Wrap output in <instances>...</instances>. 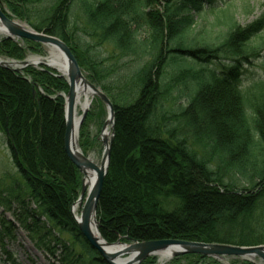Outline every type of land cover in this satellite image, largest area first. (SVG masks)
<instances>
[{
  "label": "trees",
  "instance_id": "16d2710c",
  "mask_svg": "<svg viewBox=\"0 0 264 264\" xmlns=\"http://www.w3.org/2000/svg\"><path fill=\"white\" fill-rule=\"evenodd\" d=\"M219 1L228 4L0 0L12 18L63 41L113 106L114 136L96 209L98 231L107 243L264 244V83L253 85L254 93L240 88L241 60L255 54L247 43L264 29V14L243 29L217 9ZM205 9L219 10L216 22L227 23L219 44L200 42L193 34V16ZM105 46L108 57L100 52ZM42 48L0 39V56L17 61L27 53L42 54ZM67 92L66 80L43 66L19 72L0 67V132L37 216L49 225L25 214L15 218L49 255L60 250V264H107L70 213L82 176L64 151ZM93 102L102 106L96 98ZM89 117L87 112L85 120ZM84 125L78 141L83 151ZM14 199L25 203L22 194ZM0 204L9 201L0 197ZM0 223V241L12 238L10 227ZM54 231L64 233L71 246ZM7 255L10 264H18ZM176 259L223 264L199 255Z\"/></svg>",
  "mask_w": 264,
  "mask_h": 264
},
{
  "label": "water",
  "instance_id": "95a60500",
  "mask_svg": "<svg viewBox=\"0 0 264 264\" xmlns=\"http://www.w3.org/2000/svg\"><path fill=\"white\" fill-rule=\"evenodd\" d=\"M0 28L5 29L7 34L4 38L14 41H30L38 43L42 47L51 48L61 54L65 62V74H60L49 65L40 63L39 66L56 71L68 84V92L64 96V151L70 162L81 173V187L77 201L72 207L78 204L80 208L79 218L74 217L81 235L88 242L107 264H141L150 257H157L161 261L162 255L169 253V259L182 255H199L223 261L232 258H239L247 261L259 260L264 264V244L255 246H237L216 243H201L179 240H156L147 242L125 243L117 240L114 243H107L98 232L96 209L103 179L107 173L110 157L111 143L113 140L114 109L109 98L92 84L82 73L70 48L60 39L49 36L43 32H36L28 25H22L0 8ZM36 66L30 60L8 61L0 60V67L19 71L22 67ZM82 84L92 93V99L101 101L107 111V118L102 127L101 140L103 152L99 164H95L88 156H85L79 149L78 137L80 127L87 115L90 102L80 111L79 115L74 112L77 90ZM34 93V90H33ZM109 130V131H108ZM107 132V133H106ZM90 174H94L91 185L88 183ZM72 212V208H71ZM96 233V234H95ZM122 248L117 250L116 247ZM168 259V260H169Z\"/></svg>",
  "mask_w": 264,
  "mask_h": 264
},
{
  "label": "rangeland",
  "instance_id": "374dc122",
  "mask_svg": "<svg viewBox=\"0 0 264 264\" xmlns=\"http://www.w3.org/2000/svg\"><path fill=\"white\" fill-rule=\"evenodd\" d=\"M161 4L163 0H158ZM228 4L225 2H216L217 9L226 11L231 16H233L234 21L241 27L245 28L256 19L260 17L261 14H264V0H227ZM160 6V5H159ZM204 11L200 16L194 15V28L193 34H196L197 39L200 42H206L209 44H219L222 39V36L227 31V23L221 20V23L216 22V17H220L222 12L218 13L219 10ZM13 19V18H12ZM15 21H20L13 19ZM23 25H27L25 21H20ZM3 36H0L2 39ZM24 42V41H21ZM18 41V43H21ZM248 46L255 48V54L250 55L247 59L241 60V67L243 70V76L241 77L240 88L242 91H248L250 93L255 92L253 85L263 82L264 83V29L257 33L254 37L250 38L247 43ZM42 54H30L27 53L25 56L26 60L37 57H46L47 48H42ZM100 52L107 57L110 55V50L108 47L100 49ZM0 60L8 61H17L9 59L3 56H0ZM40 67V66H38ZM23 68L19 69L21 71ZM168 71L171 69L167 68ZM18 71V72H19ZM95 98L90 100V105L88 112L90 117L84 119L85 121V136L83 142L85 145V150L83 151L79 145L80 151L90 158L95 164H99L103 152V144L101 140L102 127L107 118V111L102 103L101 107H98L94 101ZM185 100H181V103ZM97 108V111L95 110ZM80 111H78V114ZM83 121V123H84ZM82 123V125H83ZM81 125V126H82ZM81 129V127H80ZM109 131V130H108ZM80 132V130H79ZM79 141V137H78ZM17 194H22L25 197V203L22 205L18 200H15L14 197ZM0 197H3L9 201L8 205L1 206L0 204V221L3 220L6 222L7 226L10 227L12 232V238L2 237L0 241V264H10L8 259L9 254L18 264H60L59 253L60 250L55 248V255H49V253L42 247H38L36 241L33 242L31 236L25 232L20 225L18 224L15 216L17 215H26L32 220H37V224L41 225L46 223L44 218L37 216V207L29 199L27 190L25 188L24 182L20 175L17 173L14 168L10 151L5 143L4 135L0 132ZM75 203V202H74ZM73 203V204H74ZM72 204V205H73ZM71 205V208H72ZM70 208V213L74 219ZM25 211V212H24ZM36 212V213H35ZM80 209L78 211V214ZM75 220V219H74ZM97 220V218H96ZM10 224V225H9ZM2 224L0 223V230L2 229ZM46 225H49L46 223ZM49 227V226H48ZM98 227V224H97ZM60 239L68 243L71 246V241L64 233H59L54 231ZM99 232V231H98ZM116 242V241H115ZM114 243V242H113ZM128 244V243H127ZM57 256V257H56ZM179 257V256H178ZM176 258V257H175ZM212 259V258H210ZM174 258L169 260H156L157 264H189L192 259H180L179 261L174 260ZM214 260V259H213ZM232 261L242 262L247 260H242L239 258H232L221 261L223 264H230ZM250 262V261H249ZM254 264H261L259 260L252 261Z\"/></svg>",
  "mask_w": 264,
  "mask_h": 264
},
{
  "label": "bare ground",
  "instance_id": "6f19581e",
  "mask_svg": "<svg viewBox=\"0 0 264 264\" xmlns=\"http://www.w3.org/2000/svg\"><path fill=\"white\" fill-rule=\"evenodd\" d=\"M6 34H7L6 30L0 28V36H4ZM30 61L35 63L36 66L39 65L40 63L49 65L51 68L57 70L60 74H65L64 59L61 56V54L58 53L57 51H55L54 49L47 48V56L46 57L32 58V59H30ZM92 97L93 96H92V93L90 92V90L88 88L84 87V85L80 84L79 88L77 90V98H76V104H75V109H74V112L76 115L78 114V111H81L84 109V107L90 102ZM94 177H95L94 174H90L89 179L87 180L89 185H91ZM78 211H79V205L76 204L72 207V214L76 218H79ZM121 248H122L121 246L116 247L117 250H119ZM169 257H170L169 253L166 252L162 255L161 261L168 260Z\"/></svg>",
  "mask_w": 264,
  "mask_h": 264
}]
</instances>
